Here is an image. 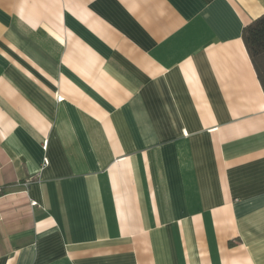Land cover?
I'll return each mask as SVG.
<instances>
[{"label": "crops", "instance_id": "1", "mask_svg": "<svg viewBox=\"0 0 264 264\" xmlns=\"http://www.w3.org/2000/svg\"><path fill=\"white\" fill-rule=\"evenodd\" d=\"M263 15L0 0V264H264Z\"/></svg>", "mask_w": 264, "mask_h": 264}, {"label": "trees", "instance_id": "2", "mask_svg": "<svg viewBox=\"0 0 264 264\" xmlns=\"http://www.w3.org/2000/svg\"><path fill=\"white\" fill-rule=\"evenodd\" d=\"M244 41L264 89V15L245 27Z\"/></svg>", "mask_w": 264, "mask_h": 264}, {"label": "built area", "instance_id": "3", "mask_svg": "<svg viewBox=\"0 0 264 264\" xmlns=\"http://www.w3.org/2000/svg\"><path fill=\"white\" fill-rule=\"evenodd\" d=\"M48 163V160L46 159L45 160V164H47ZM33 179V178H32ZM3 188L2 187H0V198L2 197V195H3Z\"/></svg>", "mask_w": 264, "mask_h": 264}]
</instances>
